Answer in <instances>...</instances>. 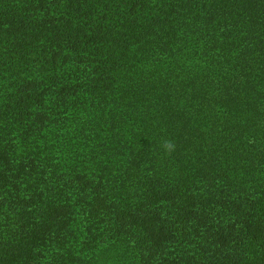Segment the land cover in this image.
Masks as SVG:
<instances>
[{"label":"trees","instance_id":"1","mask_svg":"<svg viewBox=\"0 0 264 264\" xmlns=\"http://www.w3.org/2000/svg\"><path fill=\"white\" fill-rule=\"evenodd\" d=\"M0 264H264V0H0Z\"/></svg>","mask_w":264,"mask_h":264},{"label":"clouds","instance_id":"2","mask_svg":"<svg viewBox=\"0 0 264 264\" xmlns=\"http://www.w3.org/2000/svg\"><path fill=\"white\" fill-rule=\"evenodd\" d=\"M160 148L163 155H171L176 150V144L171 139H163Z\"/></svg>","mask_w":264,"mask_h":264}]
</instances>
